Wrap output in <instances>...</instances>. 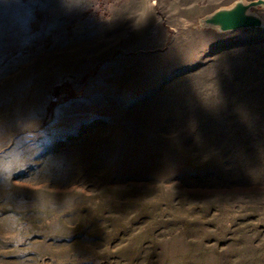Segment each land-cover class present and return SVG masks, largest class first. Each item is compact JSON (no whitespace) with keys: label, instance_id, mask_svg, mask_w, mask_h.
<instances>
[{"label":"rangeland","instance_id":"374dc122","mask_svg":"<svg viewBox=\"0 0 264 264\" xmlns=\"http://www.w3.org/2000/svg\"><path fill=\"white\" fill-rule=\"evenodd\" d=\"M159 3L0 0V264H264V27Z\"/></svg>","mask_w":264,"mask_h":264},{"label":"crops","instance_id":"0c3cea01","mask_svg":"<svg viewBox=\"0 0 264 264\" xmlns=\"http://www.w3.org/2000/svg\"><path fill=\"white\" fill-rule=\"evenodd\" d=\"M159 7L162 13H167L166 9H173L175 7L176 10H181V22L183 25L186 26L190 25L193 20H196L198 17L203 16L204 14L212 11L215 7L220 6L222 3L221 1L230 2L231 0H159ZM131 7H125V5H119L117 7V12L115 13V24L120 26H125L122 29L115 28V31H126L131 32L134 30V27L131 26L134 24L135 13L133 10H130ZM116 9V7H115ZM116 11V10H115ZM172 23V21H171ZM207 32V31H204ZM156 44V43H155ZM161 45V44H157ZM160 63H162V67H159V75H175L179 72L181 74L184 70L185 64L179 62L180 60L177 59H168V57H160ZM188 64V63H186ZM190 64H188V68H190ZM179 65V66H177ZM182 65V66H181ZM156 74V72H155ZM127 75H133L129 72Z\"/></svg>","mask_w":264,"mask_h":264},{"label":"water","instance_id":"95a60500","mask_svg":"<svg viewBox=\"0 0 264 264\" xmlns=\"http://www.w3.org/2000/svg\"><path fill=\"white\" fill-rule=\"evenodd\" d=\"M257 10H264V0H234L199 17L194 28L211 30L216 34L238 29H262L264 22L257 15Z\"/></svg>","mask_w":264,"mask_h":264}]
</instances>
